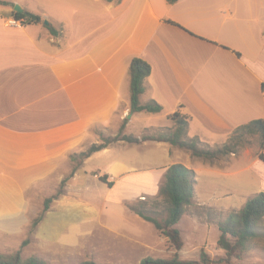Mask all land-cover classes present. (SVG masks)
I'll list each match as a JSON object with an SVG mask.
<instances>
[{"label":"crops","instance_id":"1","mask_svg":"<svg viewBox=\"0 0 264 264\" xmlns=\"http://www.w3.org/2000/svg\"><path fill=\"white\" fill-rule=\"evenodd\" d=\"M56 1L61 6L10 1L42 18L19 25L10 24L12 6L0 4V254L20 252L23 260L47 264L170 259L177 251L156 228L132 229L133 213L103 207L131 211L141 197H156L177 163L196 173L191 206L240 210L222 201L216 185L207 201L196 186L204 171L214 184L228 168L239 173L234 163L242 156L257 157L248 168L264 193V161L249 150L208 161L169 142L119 140L81 157L116 137L124 116L131 117L124 135L141 139L160 128L130 129L137 114L130 110L134 58L152 68L141 103L157 102L167 118L188 116L189 138L218 148L238 127L264 119V0ZM169 121L165 128L174 126ZM104 187L100 207L96 196ZM192 214L187 210L176 225L184 241L178 254L199 262L209 250L201 235L217 224Z\"/></svg>","mask_w":264,"mask_h":264},{"label":"trees","instance_id":"2","mask_svg":"<svg viewBox=\"0 0 264 264\" xmlns=\"http://www.w3.org/2000/svg\"><path fill=\"white\" fill-rule=\"evenodd\" d=\"M174 4L177 0H167ZM1 5L12 6L13 4L6 1H0ZM15 19L20 20L23 24H35L41 22L39 15L31 12L12 11ZM50 31L53 35L58 32L52 28ZM152 71L151 65L142 58H134L129 67L130 75V100L131 112L160 113L162 106L155 101L142 104L141 95L145 92V80L150 76ZM264 88V85H263ZM174 123L172 128H158L149 136H143L141 139L134 136H116L106 138L103 143L91 146L81 157H87L92 153L106 148L115 141H126L128 143H139L142 141H159L169 142L173 146L186 150L193 157L204 158L208 161L222 159L232 153L238 154L242 149V142L245 136L257 137L260 142V148L257 152L259 158L264 161V119L253 120L237 129L229 136L227 142L218 148H211L204 145L199 138H189L190 118L180 113H174L169 116ZM106 182V176L100 178ZM197 183L196 173L194 170L187 168L185 165L177 163L171 165L166 173L165 182L159 190V196L162 201H152L150 205L146 202H140V205H132L131 209L146 221L151 222L155 228L165 236L170 246L177 251L170 259H154L148 257L140 264H211L214 262L210 255L203 249L200 254V261L181 260L178 254L184 246V241L180 230L176 225L181 221L183 215L187 212L195 198V185ZM64 185V184H63ZM111 186L112 184L109 183ZM60 189L56 196L62 193ZM52 198L47 200L46 209ZM164 206L166 217L162 222L156 216L159 212L153 210L157 206ZM210 216V215H209ZM264 220V193L260 192L251 197L244 207L239 211H232L224 219L216 222L221 237L218 240V246L226 252V258L219 260L220 263H230L232 258H240L241 254L250 249L251 245L257 239H264L261 223ZM0 264H47L39 257H31L23 260L20 252L10 255L0 254ZM79 264H96L88 260Z\"/></svg>","mask_w":264,"mask_h":264},{"label":"rangeland","instance_id":"3","mask_svg":"<svg viewBox=\"0 0 264 264\" xmlns=\"http://www.w3.org/2000/svg\"><path fill=\"white\" fill-rule=\"evenodd\" d=\"M1 1V0H0ZM12 1V0H6ZM21 2L26 0H19ZM55 4H57L56 0ZM249 0H243L242 4L247 6ZM12 4V3H11ZM17 5V4H15ZM14 5V7H15ZM58 6H61L59 3ZM14 7L13 11H14ZM23 24V23H21ZM125 119L121 121V123L118 126L117 135L116 136H124L125 128L128 125V122L131 120H128L126 116H124ZM170 124L169 118L166 117L165 113H156L153 115L148 114L147 112H140L135 115V117L132 119V124L130 126V129L132 130V133L138 134L142 133V125H148V126H159L160 128H165L167 125ZM157 128H151L150 130H146L141 134V138L143 136H149L154 133V130ZM133 136V135H131ZM135 137V136H134ZM106 139V138H105ZM104 139V140H105ZM210 147L213 146L209 144ZM209 145H206L209 147ZM260 148V142L258 138L255 136H245L242 142V149L243 150H249L252 155H255ZM257 159L255 156L254 158H249L248 156H242L240 158V163L235 162L234 166H236L238 169H241L239 173H235L233 168H228V175L225 177H220V180H217V183L214 184V182L209 178V174L207 172L199 173V182L196 186V193L197 196L200 197L201 200L207 201V198L214 195L213 190L211 189L212 186L217 187L218 196L222 197V201L225 200L229 205L237 208H242L245 203L254 195L261 192L262 183L258 179V177L255 175L253 170L248 168L252 160ZM108 187H104V192H98L96 199L98 202V205L100 207L104 204V197L108 193ZM145 197H141V199L138 202H135L133 205H140V202H146L148 205L152 203V201H162V198L159 196V194L156 197H150L147 196V200L144 199ZM146 200V201H145ZM210 203V202H208ZM124 207L108 204L106 207H103L104 211L107 212H131L133 213V221H132V229H141L146 230L150 229L156 232V229L152 223H147L146 221H143L142 218L134 214L135 212L130 208L131 211H124ZM153 210L158 211L159 213L156 215L158 219H160L162 222L164 221L166 217V212L164 209V206H157ZM232 211H239V210H228V211H219L215 209H211L205 206H191L188 208V214H196L201 219H204L208 221V223H214L224 220L230 212ZM192 214V215H193ZM210 215V216H209ZM262 231H264V220L261 223ZM156 234V233H155ZM201 235V234H200ZM151 238V235H149ZM202 236H204V245L208 247V251H206L211 259L214 261L211 264H264V239H257L254 241V243L251 245L250 249L247 250L245 253L241 254L240 258H232L230 263L222 262L220 263L219 260L226 258V252L223 249H220L219 246L217 247L218 240L221 237V231L219 230L218 226L211 230L210 232L204 234L202 233ZM199 241V240H198ZM197 243V242H194ZM207 243V244H206ZM172 258V257H171Z\"/></svg>","mask_w":264,"mask_h":264},{"label":"built area","instance_id":"4","mask_svg":"<svg viewBox=\"0 0 264 264\" xmlns=\"http://www.w3.org/2000/svg\"><path fill=\"white\" fill-rule=\"evenodd\" d=\"M20 23H22V22L20 20L15 19V18L10 20L11 25H19Z\"/></svg>","mask_w":264,"mask_h":264},{"label":"water","instance_id":"5","mask_svg":"<svg viewBox=\"0 0 264 264\" xmlns=\"http://www.w3.org/2000/svg\"><path fill=\"white\" fill-rule=\"evenodd\" d=\"M14 11H16V12H23V9L21 8V6L20 5H15V7H14Z\"/></svg>","mask_w":264,"mask_h":264}]
</instances>
